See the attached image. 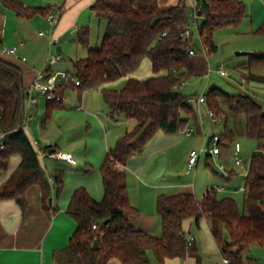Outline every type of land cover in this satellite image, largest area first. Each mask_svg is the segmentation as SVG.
<instances>
[{
  "label": "trees",
  "instance_id": "obj_1",
  "mask_svg": "<svg viewBox=\"0 0 264 264\" xmlns=\"http://www.w3.org/2000/svg\"><path fill=\"white\" fill-rule=\"evenodd\" d=\"M1 1L22 18L35 13L46 16L51 9L29 8L17 0ZM183 1L160 5V0H96L91 11L106 24L100 44L90 47L88 26L77 29L75 41L86 49L85 57L71 61L78 84L61 83L58 92L63 95L68 88L78 93L98 91L111 117L132 118L135 125L116 140L99 166L101 200H94L83 187L71 193L66 213L76 226L67 245L52 250L53 264H107L111 258L122 264H149L148 248L156 263L164 264L166 258L184 257L191 252L182 230L183 221L189 218L208 220L210 233L227 264H245L243 253L251 245L264 246V154L260 151L253 152L249 159L241 208L231 197L217 198L212 189L200 200L189 192L159 194L155 209L161 223L160 236L137 230L131 224L139 211L128 198L124 169L128 159L140 153L157 132L173 135L190 124L195 131L200 126L190 96L176 90L182 81L196 74L194 54H189V50L196 51L192 35L182 36L190 17ZM196 2L201 14L197 32L208 52L215 50L211 39L215 30L235 28L247 16L242 0ZM254 33L264 35V22ZM247 54L249 68L264 67V52ZM144 59L149 61L152 75L133 77ZM22 75L17 64L0 57V172L7 170L11 156L20 157L17 167L0 185V200H13L23 215L28 208L26 191L36 186L41 208L50 217L56 212L51 191L55 190V197L60 195L63 173L55 169L49 181L37 152L40 149L20 127L26 105ZM121 78H125L121 88L107 87ZM203 95V105L222 125L216 134L220 145L228 146L235 140V132L228 126L229 116L243 118L245 138L264 140V111L250 95L227 94L216 88ZM60 102H46L42 125ZM94 240L96 248H92Z\"/></svg>",
  "mask_w": 264,
  "mask_h": 264
},
{
  "label": "crops",
  "instance_id": "obj_2",
  "mask_svg": "<svg viewBox=\"0 0 264 264\" xmlns=\"http://www.w3.org/2000/svg\"><path fill=\"white\" fill-rule=\"evenodd\" d=\"M17 1L29 8L56 7L60 10L52 30V37L56 38L57 41L50 45L47 36L38 35L39 31H44L47 28L45 15L35 13L28 18L17 17L15 12L6 7L0 0V50L2 47H15L19 56L25 57V60L22 61L3 56L21 68L24 87H28L36 70L42 66L49 54L56 53L59 55L60 60L53 64L51 69H60L63 53L68 51L70 44L75 41L77 29L82 26L90 27L98 20L91 11V6L96 0ZM163 1L166 3L164 5H174L178 0ZM186 1L190 5V11L197 4L196 0ZM199 18L201 19V16H198L197 20ZM243 21L247 22L248 33L251 36H264L254 33L264 22V1L253 0L251 12ZM258 44L251 46L249 52H264V48H259L260 45ZM247 53L245 55H248ZM200 59L203 57L200 56ZM242 68L245 69V72L242 73L243 83H239V85L247 90L248 95L260 103L264 111V67L249 68L243 62ZM249 73L257 79L252 78ZM107 87L116 89L111 86V83ZM92 92L98 91H84L68 98H65L64 92L60 107L52 111L50 120H47L43 125L41 115L47 101L39 93L34 94L37 102L31 109L32 114L27 121L25 132L31 142H37V147L42 152L45 150L40 162L43 170L46 169L44 173L47 172L45 174L49 181H51L49 170L59 169L62 171L63 188L58 197H55V190L52 188L51 203L56 208V212L50 217L41 208L40 193L36 186L30 187L26 191L28 208L23 215L13 200H0V264H53L52 250L65 247L76 226L74 220L66 213L73 190L83 187L94 200H101L103 188L99 166L116 140L135 125V120L111 117L107 105L104 106L101 102L93 103L97 97L92 95ZM202 110L206 114L209 124L221 125L207 113L204 105ZM199 120L198 131L193 130L192 126L189 125L178 134L167 135L157 132L140 153L132 156L126 162L124 169L128 198L130 203L139 211L138 217L131 222L135 229L160 236L161 223L155 209V200L159 194L189 192L196 200H200L206 191L211 189L217 198L226 195L219 197L216 193L227 190H229L228 193H231V190L236 191V188L230 184L235 173L232 169H226L223 164L220 165L224 169L222 173L224 177L221 176L222 180L220 181H212L204 174L198 176L202 170L198 168L201 160L202 164L204 163L209 167L214 174L213 166L209 164L208 160L216 157L223 159L221 157L223 153L228 151L227 148L229 147V145L221 146L219 144V151L216 155L208 154V139L215 134L213 131H209L208 123L203 115ZM238 126V133L244 136V120L243 127L239 121ZM229 127L235 132L234 127L231 125ZM190 128L192 132L186 134L185 131ZM62 136L65 137V141L62 140ZM186 139H189L188 145ZM234 144L231 147L232 156ZM60 145H63L64 149H59ZM196 145H201L200 149L203 150L200 152L197 161L188 167L189 151L195 149ZM225 147L227 148L224 149ZM49 149L50 152H48ZM58 150L70 153L73 162L51 155ZM256 151L264 152V140L257 141ZM204 152L206 153L203 156ZM241 153L242 147L240 146L238 154ZM19 162L20 157L18 155L11 156L7 170L0 172V185L8 178ZM88 169L90 171L87 172ZM215 183L221 186L214 189ZM239 190L243 193V187ZM182 230L185 238L186 235L192 237L189 247L191 252L184 257L166 258L164 264H225L205 217L197 221L192 218L184 220ZM253 245L245 251L249 252L251 248H254L253 253L251 251L248 254L243 253L244 263L264 264V246L253 247ZM107 264L122 263L117 258H111Z\"/></svg>",
  "mask_w": 264,
  "mask_h": 264
},
{
  "label": "rangeland",
  "instance_id": "obj_3",
  "mask_svg": "<svg viewBox=\"0 0 264 264\" xmlns=\"http://www.w3.org/2000/svg\"><path fill=\"white\" fill-rule=\"evenodd\" d=\"M264 1V0H263ZM242 2L245 5V10L247 15L251 12V5L253 0H242ZM166 4L165 1L160 0V5ZM186 9L190 12V5L189 3L184 0L182 2ZM201 21L199 18L196 22L197 24ZM100 24H99V23ZM189 30L192 33L191 37V43L194 49L197 51L196 54L193 55L192 60L194 63L195 68V75L190 77L188 80H185L183 86H177L176 90L184 95L190 96L191 104L194 107L195 113L197 115L198 121L201 119V115H203V118L205 121H207V125L209 127L210 132H214V134H218L222 128V125L219 124H209L208 119L204 111L202 110L201 104H197L196 100L197 98L204 92L208 91L211 88L219 89L227 94H248L246 89H243L239 83L242 82V73L245 72V69L242 68L243 62L247 64L249 56L248 55H237V52H249V48L251 46H257V44L261 41H264V36H251L248 33V27L247 22L243 21L241 22L237 27L232 28H221L218 30H215L212 34V43L215 46V50L212 52H208L206 55L202 53L203 51V45L202 42L198 36L197 27L193 23L192 19L189 17ZM105 22L102 20H96L93 25L89 27V44L90 47L98 46L101 42L102 35L104 33L105 29ZM259 35V34H257ZM261 44H264V42H260L258 45H260L259 48H264V46H261ZM242 48V49H241ZM244 48V49H243ZM54 48V52H55ZM199 51V52H198ZM86 56V49L82 48L81 46L77 45L76 41L72 42L70 44V48L68 51H64L63 58H62V66L60 69H54V70H62V71H68L72 73L71 70V61L79 58H83ZM200 56L203 57V59H200ZM219 65H223L226 75L220 76L216 72V68ZM152 75V72L150 70L149 61L147 59H144L139 68L132 74L133 77L138 79H144ZM125 82V78H121L116 80L115 82L111 83V86L119 89L123 86ZM114 83V84H113ZM110 84V83H109ZM245 85V84H244ZM246 86V85H245ZM78 93L75 89H66L65 90V98H68L70 96H76ZM92 95H95L97 97V100L93 103L101 102L102 105H106L102 99V95L99 92H92ZM251 96V95H250ZM205 107V106H204ZM206 108V107H205ZM56 109V108H55ZM207 110V108H206ZM53 111V110H52ZM44 111L42 112V117L44 115ZM52 115V113H51ZM51 118V116H50ZM49 118V120H50ZM238 121L241 123L243 127V118L242 117H229L228 126H232L235 128L236 137L233 143L229 145V147H225L224 149H228L227 152L223 153L222 157L220 158H211L208 160L209 164L213 166V173L207 167L204 163L202 164V160L199 163L200 173L198 176H202L203 174L208 176L210 180L220 181L221 176H223L222 172L219 170V165L223 164V166L227 169H232L235 173V177L231 180V186L236 188V191H232L231 193H228L229 190L224 192L216 193L217 196L222 197L224 195L231 197L235 200L238 207L241 208L242 206V200H243V193L239 190L243 187L244 183V175L247 172L248 169V163L249 159L251 157V154L256 151L257 149V141L250 140L245 138L243 135H240L238 133ZM235 122V123H234ZM191 125V124H190ZM192 126V125H191ZM193 128V126H192ZM191 129V128H190ZM194 130V128H193ZM62 140L65 141V137H61ZM191 141V140H190ZM187 145L189 142V139H186ZM237 142L242 147V153L239 155L243 160L244 163L242 166H235L233 163V156H232V150L231 147L233 144ZM201 145H196L195 150H199ZM221 146H224L223 144ZM66 147V145H65ZM205 147V146H204ZM59 149H64L63 145H60ZM206 152L203 153V156ZM46 170V169H44ZM50 173L53 172V170H49ZM45 173H47L45 171ZM224 177V176H223ZM217 186H221L220 184H214L213 188H217ZM238 189V190H237ZM218 192V191H216ZM233 194V195H231ZM224 196V197H226ZM73 232V231H72ZM68 243V241H67ZM66 243V245H67ZM65 245V246H66ZM253 247H259L256 245H253ZM251 253L254 252V248H251ZM249 251V252H250ZM249 252H245L248 254ZM146 256L148 258L149 264H156L152 250L148 248L146 250Z\"/></svg>",
  "mask_w": 264,
  "mask_h": 264
},
{
  "label": "built area",
  "instance_id": "obj_4",
  "mask_svg": "<svg viewBox=\"0 0 264 264\" xmlns=\"http://www.w3.org/2000/svg\"><path fill=\"white\" fill-rule=\"evenodd\" d=\"M207 1V0H206ZM60 14V10L56 7H51V9L49 10L48 14L45 16L46 18V22H47V28L44 31H39L38 35L40 36H47L48 38V43L51 44H55L57 39L52 37V30L54 28V25L59 17ZM190 18L192 19L193 23L196 25L197 27V18H198V5L196 4L193 9L190 11L189 13ZM191 32L189 30V25L186 26L185 30L182 33V36L184 38L190 37L191 36ZM203 45V54H207L208 52V48L206 45ZM199 52V51H198ZM197 53V51L194 50H189V54L193 55ZM0 54L1 56H9V57H13L15 59H19L24 61L25 57H21L19 56V54L17 53L15 47H2L0 50ZM60 60V57L58 54L54 53V54H49V56L46 58V60L44 61V63L42 64V66L36 70L33 80L31 82V84L26 87L25 93H26V105H25V112H24V119L20 124V127L22 129H26L27 128V121L29 119V117L32 114V107L33 105H35V103L37 102V98L34 95L36 92L39 93L40 95H42L44 97V99L46 101H61L62 100V95L58 92L57 88L59 87V85L61 83L65 84V83H73L74 85L78 84V80L76 79L75 75L73 73H70L68 71H62V70H52L51 67L53 64H55L56 62H58ZM216 72L220 75V76H225V70L223 65H219L216 68ZM184 81H182L179 86H183ZM197 104H203L204 103V95L203 93L197 98L196 100ZM207 113L212 116V112L207 109ZM192 132V129H187L185 131L186 134H190ZM3 137V134L0 132V140ZM32 144L37 147V142L33 141ZM209 146L206 147L208 148V154H214L216 155L219 151V142H218V136L215 134L211 137L210 139V143ZM203 149L200 150H195L192 149L189 151V155H188V162H187V166L191 167L198 159L200 152ZM239 150H240V146L238 143L234 144V152H233V161L234 164L236 166H242L244 161L242 160V158L239 156ZM39 157H43L44 153L40 150H37ZM264 154V152H263ZM52 156H54L55 158H59V159H65L67 161H71L73 162V157L70 153L66 152V151H54L53 153H51ZM219 170L223 173L224 169L223 167L220 165L219 166ZM246 174V173H245ZM93 228H95V225H93ZM192 240L191 235H186V242L188 245H190ZM224 263L227 264V259H223Z\"/></svg>",
  "mask_w": 264,
  "mask_h": 264
},
{
  "label": "water",
  "instance_id": "obj_5",
  "mask_svg": "<svg viewBox=\"0 0 264 264\" xmlns=\"http://www.w3.org/2000/svg\"><path fill=\"white\" fill-rule=\"evenodd\" d=\"M198 16H201L200 12H198ZM237 55H245L246 52H237ZM48 152H50V149L48 150ZM97 247V242L96 240H94L93 244H92V248H96Z\"/></svg>",
  "mask_w": 264,
  "mask_h": 264
}]
</instances>
